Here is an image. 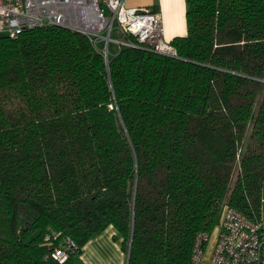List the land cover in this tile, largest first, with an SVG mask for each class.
I'll return each mask as SVG.
<instances>
[{"label": "trees", "instance_id": "1", "mask_svg": "<svg viewBox=\"0 0 264 264\" xmlns=\"http://www.w3.org/2000/svg\"><path fill=\"white\" fill-rule=\"evenodd\" d=\"M185 4L174 56L0 34V264H75L110 225L127 264H189L225 203L260 217L264 0Z\"/></svg>", "mask_w": 264, "mask_h": 264}, {"label": "built area", "instance_id": "2", "mask_svg": "<svg viewBox=\"0 0 264 264\" xmlns=\"http://www.w3.org/2000/svg\"><path fill=\"white\" fill-rule=\"evenodd\" d=\"M50 25L85 35L105 60L123 47L175 55L164 37L160 14L129 5L128 0H0V34L14 38ZM214 230L196 235L189 264H264V218H249L225 203ZM76 249V243L65 237L51 255L62 262Z\"/></svg>", "mask_w": 264, "mask_h": 264}, {"label": "crops", "instance_id": "3", "mask_svg": "<svg viewBox=\"0 0 264 264\" xmlns=\"http://www.w3.org/2000/svg\"><path fill=\"white\" fill-rule=\"evenodd\" d=\"M132 6H146L157 11L162 20L164 37L171 40L186 34L185 0H128ZM260 217L264 218V183H262ZM122 238L113 226L87 241L75 264H126V253L121 246Z\"/></svg>", "mask_w": 264, "mask_h": 264}, {"label": "rangeland", "instance_id": "4", "mask_svg": "<svg viewBox=\"0 0 264 264\" xmlns=\"http://www.w3.org/2000/svg\"><path fill=\"white\" fill-rule=\"evenodd\" d=\"M109 50H110V53L111 52H113L114 51V46H113V44H110V46H109ZM236 170L234 171V177H235V174H236ZM231 190V184L229 185V188H228V192ZM221 212H222V207H221V209H220V215H221ZM215 232H216V230H214V232L212 233V237H211V239L213 240V238H214V235H215Z\"/></svg>", "mask_w": 264, "mask_h": 264}, {"label": "water", "instance_id": "5", "mask_svg": "<svg viewBox=\"0 0 264 264\" xmlns=\"http://www.w3.org/2000/svg\"><path fill=\"white\" fill-rule=\"evenodd\" d=\"M128 254H129V252H127V254H126V264H127Z\"/></svg>", "mask_w": 264, "mask_h": 264}]
</instances>
